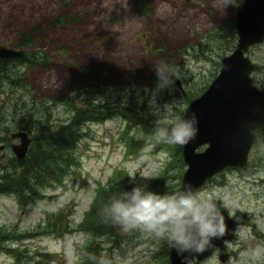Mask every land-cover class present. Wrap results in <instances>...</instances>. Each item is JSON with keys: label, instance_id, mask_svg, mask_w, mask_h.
Listing matches in <instances>:
<instances>
[{"label": "rangeland", "instance_id": "obj_1", "mask_svg": "<svg viewBox=\"0 0 264 264\" xmlns=\"http://www.w3.org/2000/svg\"><path fill=\"white\" fill-rule=\"evenodd\" d=\"M242 1L224 11L216 6L218 0H0V44L18 47V34L39 26L35 48L53 58L47 68L21 67L30 90L5 88L42 101L52 128L69 118L67 89L74 90L77 103L85 96L98 97L102 90L101 98L121 97L112 115L83 125L75 147L78 162L60 182L41 188L33 200L0 193V264H82L92 240L99 249L96 264H168L166 241L138 230L124 232L117 225L111 234H93L82 223L101 188L119 186L121 194L132 187V176L143 178L140 183L151 191H182L183 146L153 139L157 118L147 107L144 89L155 86L154 66H166L175 85L160 98L171 109L160 119L182 117L218 73L220 59L236 46V30L230 29ZM56 16H63V22L49 23ZM247 54L256 64L253 83L261 88L264 41L250 46ZM97 61L103 82L87 87L83 67ZM9 108L0 124V142L5 144L0 164L9 162L14 155L10 143L18 141L9 133L4 136V127L13 126ZM197 191L230 199L236 226L221 248L211 244L202 253L184 254L189 264H231L239 251L264 242V143H254L245 166L226 167ZM62 209V220L49 224ZM221 250L229 252L225 262L218 257Z\"/></svg>", "mask_w": 264, "mask_h": 264}, {"label": "trees", "instance_id": "obj_2", "mask_svg": "<svg viewBox=\"0 0 264 264\" xmlns=\"http://www.w3.org/2000/svg\"><path fill=\"white\" fill-rule=\"evenodd\" d=\"M63 16H56L51 22L61 24ZM231 26V25H230ZM235 33L234 24L231 26ZM233 33V35H234ZM41 39V28L37 26L18 34L17 45L24 47L25 53L18 57L0 58V124L7 120L4 109L11 107L13 126L4 127V136L13 130L23 129L31 135V143L24 158L12 155L9 162L0 164V193H14L21 200H33L40 196L41 188L52 183L60 182L69 172L71 166L78 162L75 147L82 136L83 125L88 121H99L114 113V108L121 100L120 95L101 98L85 96L79 103L76 101L74 90L65 91V100L70 106L69 118L62 123H57L52 128L44 111L40 108L42 101H35V97L23 98L22 92H11L6 86H16V90H30L23 83L21 67L47 68L52 64L49 52L35 48L36 39ZM17 47V46H16ZM97 61L83 67L87 87H97L102 84V66ZM94 81V82H93ZM101 81V82H100ZM100 82V83H98ZM98 83V84H97ZM8 90V91H7ZM88 91V90H87ZM4 93V94H3ZM36 102V103H35ZM117 102V103H116ZM264 124L257 125L256 143H264ZM119 186L111 189L101 188L83 220L82 227L93 234H111L115 229L114 224L104 219L102 209L118 196ZM64 209L60 210L49 224L54 220H62ZM69 222H65L66 230ZM98 244L92 240L85 248L82 264H96L94 254L99 251ZM86 258V259H85Z\"/></svg>", "mask_w": 264, "mask_h": 264}, {"label": "water", "instance_id": "obj_3", "mask_svg": "<svg viewBox=\"0 0 264 264\" xmlns=\"http://www.w3.org/2000/svg\"><path fill=\"white\" fill-rule=\"evenodd\" d=\"M237 43L234 49L220 59V69L207 88L187 105L182 117L195 113L198 120L197 137L182 148L186 169L181 189L190 184L198 190L208 179L226 167L246 165L250 150L257 138V125L264 123V86L253 83L255 62L247 54L250 46L264 40V0H243L234 16ZM24 47L0 44V58L18 57ZM178 84L180 81L178 80ZM123 109L137 112L130 104ZM10 147L17 158H24L31 141L23 129L10 132ZM205 144L198 150L199 145ZM5 144L0 142V150ZM227 234L213 239L212 244L221 248L228 234L236 226V218L223 212ZM168 264H189L175 249L169 247ZM219 259L225 262L229 252L221 250Z\"/></svg>", "mask_w": 264, "mask_h": 264}, {"label": "clouds", "instance_id": "obj_4", "mask_svg": "<svg viewBox=\"0 0 264 264\" xmlns=\"http://www.w3.org/2000/svg\"><path fill=\"white\" fill-rule=\"evenodd\" d=\"M235 0H218L216 5L224 11L233 6ZM156 83L152 89H144L147 107L157 118L153 139L157 143L185 146L197 137L198 120L195 113L175 119L160 117L170 112L167 102H160L166 91L175 85L172 72L164 65L154 66ZM139 102L143 103V99ZM132 176V187L115 197L102 209L106 221L117 225L124 232L138 230L158 240L166 241L178 256L202 253L227 234L224 211L230 215L235 206L227 197L213 198L186 184L182 191L159 193L143 187L140 180ZM231 264H264V242L239 251Z\"/></svg>", "mask_w": 264, "mask_h": 264}, {"label": "bare ground", "instance_id": "obj_5", "mask_svg": "<svg viewBox=\"0 0 264 264\" xmlns=\"http://www.w3.org/2000/svg\"><path fill=\"white\" fill-rule=\"evenodd\" d=\"M263 41H264V40H263ZM263 41H262V42H263Z\"/></svg>", "mask_w": 264, "mask_h": 264}]
</instances>
